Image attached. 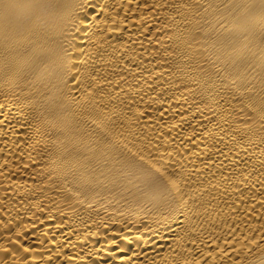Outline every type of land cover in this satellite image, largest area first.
<instances>
[{"label": "bare ground", "instance_id": "obj_1", "mask_svg": "<svg viewBox=\"0 0 264 264\" xmlns=\"http://www.w3.org/2000/svg\"><path fill=\"white\" fill-rule=\"evenodd\" d=\"M0 264H264V0H0Z\"/></svg>", "mask_w": 264, "mask_h": 264}]
</instances>
